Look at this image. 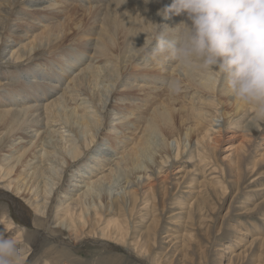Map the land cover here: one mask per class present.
<instances>
[{
	"label": "bare ground",
	"instance_id": "6f19581e",
	"mask_svg": "<svg viewBox=\"0 0 264 264\" xmlns=\"http://www.w3.org/2000/svg\"><path fill=\"white\" fill-rule=\"evenodd\" d=\"M19 2L0 0V7L3 6L5 11L2 23ZM35 2L37 0H27L28 6L36 5ZM41 2L47 4L45 0ZM171 2L153 0L145 5L143 0H50L48 7L37 8V11H53L52 24L40 16L36 19L38 24L32 25L40 31L38 34L30 30L22 37L15 36L16 46L23 44L24 39L29 42L23 50L12 48V62L18 65L29 61L30 64L10 77L18 82V87L5 86L7 83L0 81V87H6L0 90V195L16 206L20 214L29 213L21 201L23 198L37 215L43 219L47 217L49 204L57 198L64 173L74 167L68 179L70 187L58 201L55 224L67 228L78 238L93 221L95 225L105 222L101 238L127 245V223L112 222L109 218L116 210L126 211L125 203L118 201L125 200V196L119 198L121 194H117L119 203L113 200L115 204L108 200L113 195L107 186L113 174L111 162L118 159L115 156L120 155L116 163L123 171L127 170L128 177L134 171L150 168L145 164V156H150L152 162V158L160 153L155 162L159 163V158L161 168H165L171 157L181 160L192 141L200 153L211 141L220 117L236 119L243 112H252L249 106L230 98L218 78L195 69L182 70L166 58L150 55L155 46L152 41L154 28L150 22L175 26L184 19L181 15L164 20L156 15ZM79 16L89 18L94 25L87 27L75 20ZM102 16L105 25L99 27ZM3 30L5 28L1 27L2 45L12 37L10 31ZM131 43L140 49L134 51ZM84 60L89 63L75 74V69L80 68ZM130 67L133 71L129 74ZM62 79L67 81L68 87L59 90ZM172 80L180 84L176 94H170L166 87ZM102 82H108V85L104 86ZM116 85L124 89L114 91ZM100 86L107 93L105 100L94 93ZM135 90L139 92L136 93L139 95L137 100L142 104L117 105V115L121 116L113 121L118 123L113 125V134L103 136L110 141L109 147L99 150L96 146L101 141L98 133L105 127L107 116L103 113L111 92L118 96L119 103H124L129 96L121 98L119 94ZM60 91L61 95L57 97ZM156 138L157 142H154ZM108 149L112 152H107ZM5 150L6 155H2ZM84 157L85 161L82 160ZM99 175L101 177L97 178ZM131 180L127 181L131 183ZM132 183L134 185L135 181ZM104 189H107L108 198L101 193ZM130 194L136 205L138 193ZM35 225L41 227L40 223ZM12 226L10 221L6 224L0 221V228L7 234L13 231ZM93 228L85 236L98 235L96 226ZM21 238V235L14 238L19 246L24 245ZM135 249L143 255L150 250L143 253V246ZM25 260L28 262L30 255L23 257L22 264Z\"/></svg>",
	"mask_w": 264,
	"mask_h": 264
},
{
	"label": "rangeland",
	"instance_id": "374dc122",
	"mask_svg": "<svg viewBox=\"0 0 264 264\" xmlns=\"http://www.w3.org/2000/svg\"><path fill=\"white\" fill-rule=\"evenodd\" d=\"M41 1L37 0L36 5L28 6L27 0H20L4 23L1 20H4L5 11L3 6L0 7V28L4 27L7 33L10 31L12 35L5 44L2 45L0 41V81L7 83L5 86L18 87V82L10 80V77H14L16 71L22 72L23 68L30 64L29 61L18 65L12 62V48L16 51L20 48L23 50L22 47L29 42L24 39L23 44L16 46L15 36H24L26 31L30 30L38 34L40 31L33 29L32 25L38 24L36 19L40 16L46 19L48 24H52V16H55L53 11H37V8L48 7L50 0H45L47 4ZM103 18L104 16L100 17L99 27L105 25L106 20ZM88 19L79 16L75 20L81 21L87 27L94 25V22ZM28 34L30 36V33ZM29 36H25L26 39H29ZM87 62L89 63L84 60L80 68L75 69V74L86 67ZM131 70L133 71L130 67L129 74L132 73ZM125 81L126 79L122 84ZM59 85V90L68 87L65 79H62ZM102 85L107 86L108 82H102ZM5 86L2 85L0 90L6 89ZM100 87L94 93L99 97L102 95V100L107 93ZM119 87L121 85H116L114 91L117 88L118 91L124 89ZM111 93L103 113L106 112L108 119L106 118L103 130L98 133L101 141L96 146L99 150L109 147L110 141L105 140L103 136L113 134V125L118 123L113 121L121 116L117 115V105L142 104L137 100V90L119 94L121 98L129 96L124 103H119L118 96L113 95V91ZM60 95L61 91L57 97ZM252 117V112H243L236 119L216 118L218 122L215 123L217 126L213 130L211 141L205 144L200 153L192 141L187 145L188 153L179 161H176L174 156L171 157L165 168H161L159 158V163L155 162L160 153L152 158L153 163L149 161L150 156H145V164L150 168L136 171L142 173L141 178L135 171L128 177L125 174L127 170L123 171L116 163L120 155L115 156L118 159L111 162L113 174L108 179L110 182L107 186L112 189L113 195L112 199L108 200L114 204L118 201L125 203L126 211L116 210L109 218L112 222L118 220L127 223V245L118 240L101 238L105 222L100 225H95L94 221L89 223L91 226L83 231L84 234L80 233L79 235H82L78 238L67 228L55 224L58 220L56 207L60 205L62 195L66 194L70 187L69 180L74 167L64 173L57 198L53 204H49L47 217L43 219L37 215L23 198L21 201L29 213L20 214L16 206L0 195V221L3 220L5 224L12 222L13 231L8 235L13 238L21 235L24 245L19 247L23 257L30 255V260H25V264H264V122L256 123ZM65 135L68 136L69 133ZM154 142H157V138ZM110 151L108 149L107 152ZM5 152L6 150L2 155H6ZM82 160L85 161V157ZM131 178L135 181L134 185L132 180L131 183L127 181ZM0 188L2 189L1 186ZM106 190L101 192L105 196ZM135 191L139 197L136 205L129 196ZM117 196H125V200L117 201ZM113 200L115 202H112ZM35 223H40L41 227ZM95 226L99 234L85 236L88 231L94 230ZM136 246H143V253L147 252L148 248L150 250L143 255L138 253Z\"/></svg>",
	"mask_w": 264,
	"mask_h": 264
},
{
	"label": "clouds",
	"instance_id": "9594fccd",
	"mask_svg": "<svg viewBox=\"0 0 264 264\" xmlns=\"http://www.w3.org/2000/svg\"><path fill=\"white\" fill-rule=\"evenodd\" d=\"M152 2L143 0L145 5ZM156 15L184 19L175 26L149 21L153 58L218 78L230 98L252 109L254 122H264V0H172ZM167 87L170 94L180 91L176 80ZM22 262L17 241L0 228V264Z\"/></svg>",
	"mask_w": 264,
	"mask_h": 264
}]
</instances>
